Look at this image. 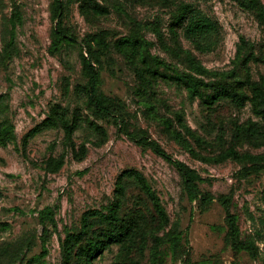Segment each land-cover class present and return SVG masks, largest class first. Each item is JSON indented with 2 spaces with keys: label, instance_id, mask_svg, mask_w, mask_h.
<instances>
[{
  "label": "rangeland",
  "instance_id": "obj_1",
  "mask_svg": "<svg viewBox=\"0 0 264 264\" xmlns=\"http://www.w3.org/2000/svg\"><path fill=\"white\" fill-rule=\"evenodd\" d=\"M53 2L0 0V124H11L15 135L0 145V264H25L44 249L42 264H64V242L80 233L88 211L110 217L88 220L87 235L71 242L69 264H83L79 248L106 232L122 239L106 245L92 264H264V169L245 171L254 164L248 159L192 157L144 104L148 99L155 113L181 128L200 156L215 157L231 147L264 163V25L255 12L243 0H61L62 27L76 42L55 48ZM16 13L20 18L13 25ZM195 14L217 26L213 36L199 40L215 44L209 51L185 36ZM132 37L146 44V65L166 76L158 77L145 98L135 65L120 46ZM89 49L100 91L122 106L117 121L100 117L88 104L81 54ZM187 52L209 73L189 67ZM181 75L195 80L203 97L190 99L168 79ZM222 88L247 99L241 105L228 99L211 103ZM48 118L55 124L38 128L23 144ZM65 124L73 126L70 137ZM128 133L149 137L188 167L203 194L227 197L236 240L253 243L255 256L232 247L216 199H189L174 165ZM127 170L143 176L163 216L137 180L123 175Z\"/></svg>",
  "mask_w": 264,
  "mask_h": 264
},
{
  "label": "trees",
  "instance_id": "obj_2",
  "mask_svg": "<svg viewBox=\"0 0 264 264\" xmlns=\"http://www.w3.org/2000/svg\"><path fill=\"white\" fill-rule=\"evenodd\" d=\"M245 6L249 9H252L255 12L256 20L259 24L264 25V3L261 0H243ZM61 0H54L53 2V17L56 19V25L53 30V46L55 48L59 47L62 43H75L76 38L69 34L62 27V18H63V9H62ZM184 10L187 13H192V9L189 6H184ZM20 15L15 14L13 16L14 25L19 22ZM217 26L216 24L209 19L208 17L201 16L200 14H195L194 18L189 22L185 30L186 38L192 42L198 50L205 52L211 50L215 44L210 43L207 45H203L199 40H205L216 33ZM12 32V30H11ZM10 32V33H11ZM6 34L4 33V36ZM158 37H161V33L157 31ZM98 46H103V42L99 36H94L93 40ZM245 46V41L242 39L240 44V48ZM7 47V45L5 44ZM121 49L125 52V55L131 61L134 66L135 75L139 82V92L145 98L146 91L149 87H151L155 82H157L158 77H166L164 75L157 74L158 72L150 69L146 64H148V56L146 55L147 48L146 44L137 37L125 38L120 42ZM94 51L89 49L87 52V56L81 54V66L86 75V97L88 104L95 111L97 115L100 117H113L116 121L118 120V111L121 109L120 103L117 102L116 99L109 97L100 91L101 85V77L100 72L96 66V61L93 60ZM140 64H137V59ZM186 60L194 71H199L201 73H209L196 59H194L190 53H186ZM154 62L157 64H163L157 58L154 59ZM172 79L179 87H183L190 99H194L195 97H203V94L198 92V83L191 79L189 76H172L168 78ZM232 88V87H231ZM223 99L231 100L232 102L241 105L244 103L246 96L243 94L232 92L231 89H220L214 96H212L210 102H215ZM144 104L150 113V116L155 119H160L167 133L173 138L176 143H178L182 148L187 150V152L192 157H198L203 162L215 161V162H223L227 160H235L238 162L244 161L248 159L252 163V166H248L244 168L245 171H259L264 169V163L261 162V159L257 155H246L240 154L235 149L229 147L224 151L220 152L215 157L199 155L195 149L192 147L188 137L185 135L186 133L181 129H177L173 126V123L170 118L159 116L157 113L153 111V105L149 102L148 99L144 100ZM119 116V115H118ZM55 124L54 118H48L44 120L40 125L36 128L29 131L24 137L23 144H25L29 137L35 133V131L47 125ZM73 126L69 124L64 125V131L67 137L71 136ZM128 137L135 142L136 144L147 147L151 151H153L158 156L162 157L167 162L174 165L176 170L178 171L182 182L183 188L189 199H199L203 204H209L213 202L215 199L222 205L224 211L226 213V218L228 221V238L230 239V243L235 250L245 251L251 256H255V246L251 242H241L236 240L237 234V225L236 218L230 212V200L225 196H219L214 198L210 194H203L197 184V176L188 169L184 164L175 161L171 158L169 154H167L157 142L150 139L145 135H132L130 133L127 134ZM15 140L14 130L11 124H0V145L6 146L8 143ZM132 176L137 180L140 184L143 191L150 197V199L154 202V205L161 216H163V212L155 201L153 194H151L150 188L146 183L143 176L135 171V170H127L123 173V175ZM45 212H42L43 214ZM91 217H100V218H109V215H104L98 211H88L83 215V225L81 231L78 235H69L64 242V264H69L71 262V242L82 240L88 233V220ZM100 239L92 240L87 246H81L78 251V255L84 258L83 264H92L93 258L101 252V250L106 247V245L115 242L121 241V235L117 233L106 232L100 235ZM158 244L155 243L152 246V254L155 256L158 252ZM47 254V250L44 249L41 254L37 257H32L28 259L25 264H42L41 259ZM13 261L11 260V263Z\"/></svg>",
  "mask_w": 264,
  "mask_h": 264
}]
</instances>
